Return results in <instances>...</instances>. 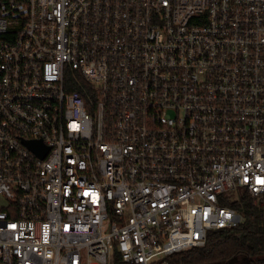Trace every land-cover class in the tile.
Listing matches in <instances>:
<instances>
[{"label":"built area","instance_id":"1","mask_svg":"<svg viewBox=\"0 0 264 264\" xmlns=\"http://www.w3.org/2000/svg\"><path fill=\"white\" fill-rule=\"evenodd\" d=\"M240 191L264 204V0H0V264H168Z\"/></svg>","mask_w":264,"mask_h":264},{"label":"trees","instance_id":"2","mask_svg":"<svg viewBox=\"0 0 264 264\" xmlns=\"http://www.w3.org/2000/svg\"><path fill=\"white\" fill-rule=\"evenodd\" d=\"M79 84L86 86L81 80ZM224 205L239 213L242 223L230 230L208 233L204 247L173 254L165 258L168 264H264V204H256L246 191H240L238 200ZM112 264L128 263L122 262L115 251Z\"/></svg>","mask_w":264,"mask_h":264},{"label":"water","instance_id":"3","mask_svg":"<svg viewBox=\"0 0 264 264\" xmlns=\"http://www.w3.org/2000/svg\"><path fill=\"white\" fill-rule=\"evenodd\" d=\"M39 154H40V155H43V154H44V152H41V153H39ZM234 262H235V260H233V261H232V263H234Z\"/></svg>","mask_w":264,"mask_h":264},{"label":"rangeland","instance_id":"4","mask_svg":"<svg viewBox=\"0 0 264 264\" xmlns=\"http://www.w3.org/2000/svg\"><path fill=\"white\" fill-rule=\"evenodd\" d=\"M239 195V194H238ZM234 263H236V262H234Z\"/></svg>","mask_w":264,"mask_h":264}]
</instances>
